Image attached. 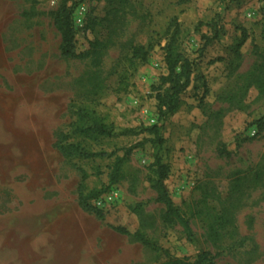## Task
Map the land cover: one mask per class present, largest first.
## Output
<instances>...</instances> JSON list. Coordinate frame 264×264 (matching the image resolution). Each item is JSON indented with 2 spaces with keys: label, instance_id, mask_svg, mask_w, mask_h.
I'll return each mask as SVG.
<instances>
[{
  "label": "rangeland",
  "instance_id": "374dc122",
  "mask_svg": "<svg viewBox=\"0 0 264 264\" xmlns=\"http://www.w3.org/2000/svg\"><path fill=\"white\" fill-rule=\"evenodd\" d=\"M64 4L76 5L75 59L62 57L54 23ZM176 30L193 73L160 156L193 241L156 202L142 132L162 124L168 85L157 88ZM150 45L146 62L133 58ZM72 105L113 136L75 134L88 123ZM61 137L105 156L65 159ZM141 142L111 185L116 159ZM81 170L85 194L118 193L102 218L79 205ZM203 252L210 264H264V0H0V264H194Z\"/></svg>",
  "mask_w": 264,
  "mask_h": 264
},
{
  "label": "trees",
  "instance_id": "16d2710c",
  "mask_svg": "<svg viewBox=\"0 0 264 264\" xmlns=\"http://www.w3.org/2000/svg\"><path fill=\"white\" fill-rule=\"evenodd\" d=\"M76 5L68 6L67 4L62 5L58 11L54 12V23L58 32L61 34V45L60 51L61 55L65 59H75L78 57L76 53V43H75V29L73 26V12ZM180 31L176 30V32L171 36L169 42L165 47V60L168 74L163 77L162 84L157 88L161 90L164 86L168 85L165 91L162 93H158L157 102H158V116L159 121L162 122L161 125L156 124L151 128L142 130V132H148L153 136L152 139H148V141L152 144L154 150V163L155 167V179L153 183V190L156 193V202L162 204L166 208V220L169 223H176L183 228L184 233L186 234L189 241L194 240V233L191 227V224L188 219H186L182 214H180V210L174 205L165 185V181L168 179L170 168L167 164L162 163L163 160L160 156V152L162 150L164 139L162 137V129L163 123L166 119L172 115L175 111H177L181 104V95L184 91L190 86L191 76L193 73V63L188 59H185L184 56L178 51V37ZM208 43V42H207ZM153 50V46L149 47H140L134 51L133 58L135 60H139L140 63H144L147 60V57L150 51ZM72 115L81 121L82 123L85 121L88 124H83L82 126H78L76 124V129L74 130L75 134L84 135L88 138L95 137H105V136H113L114 131L113 128L109 127L108 124H104L101 121L93 119L89 113L77 107L76 105H72L70 109ZM130 132L135 133L136 131L131 130ZM68 137H61L60 141L56 144L57 149L62 154L65 159L72 160L75 158H83V159H94L98 157L105 156L104 153H91L89 151L84 150L80 145L68 143ZM144 145V142H141L131 148L124 150V156L122 158H117L114 165V171L111 175L110 184H115L120 177V172L122 169V164L125 163L126 160L130 158L133 151ZM82 175V184L80 186V195H79V205L87 210L92 211L97 214L100 218L102 210L95 208L91 201L95 200L99 196L104 193H98L92 191L88 194H85L83 183L87 179V174L81 170ZM117 232L124 235H131L136 240L144 244L145 246H149L148 241L140 234L133 233L131 234L125 228L118 227L115 229ZM162 264H188L187 261L176 259L170 260L168 262ZM194 264H210L209 253L203 252L198 256L196 263Z\"/></svg>",
  "mask_w": 264,
  "mask_h": 264
},
{
  "label": "built area",
  "instance_id": "2783aa9c",
  "mask_svg": "<svg viewBox=\"0 0 264 264\" xmlns=\"http://www.w3.org/2000/svg\"><path fill=\"white\" fill-rule=\"evenodd\" d=\"M50 1L53 5H57L60 0H50ZM83 10L84 9L80 6L75 12V14H77L76 17L77 24L83 23V17H81V15H83L82 13ZM117 199H118V193L115 190H111L99 196L95 200H93L92 204L95 208L99 210H106L108 207L110 208V206L113 205Z\"/></svg>",
  "mask_w": 264,
  "mask_h": 264
},
{
  "label": "bare ground",
  "instance_id": "6f19581e",
  "mask_svg": "<svg viewBox=\"0 0 264 264\" xmlns=\"http://www.w3.org/2000/svg\"><path fill=\"white\" fill-rule=\"evenodd\" d=\"M39 244V243H38ZM39 246V245H38Z\"/></svg>",
  "mask_w": 264,
  "mask_h": 264
}]
</instances>
